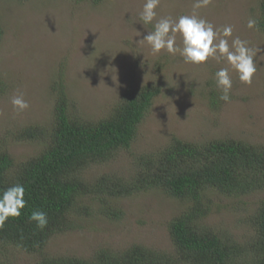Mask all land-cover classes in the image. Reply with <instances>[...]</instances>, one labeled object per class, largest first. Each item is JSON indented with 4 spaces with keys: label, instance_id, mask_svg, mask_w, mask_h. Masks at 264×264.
Listing matches in <instances>:
<instances>
[{
    "label": "rangeland",
    "instance_id": "obj_1",
    "mask_svg": "<svg viewBox=\"0 0 264 264\" xmlns=\"http://www.w3.org/2000/svg\"><path fill=\"white\" fill-rule=\"evenodd\" d=\"M194 0H161L157 17L144 25V0H0V145L21 163L40 153L44 141L16 142L13 134L25 126L50 129L55 101L66 98L67 112L84 121L105 118L127 91L157 88L148 112L128 150L82 172L87 182L101 175L127 179L136 159L156 153L174 138L201 143L235 140L264 147V26L262 0H213L198 14L217 28L232 25L233 36L262 49L255 58L251 85L232 72L230 100L219 99L214 74L226 66L209 60L203 66L185 64L179 54L163 50L153 55L147 32L161 17L173 19L192 12ZM249 18L257 29L247 28ZM138 32L141 34L138 36ZM177 45L182 46L179 36ZM55 86L54 90H51ZM23 94L29 108L13 110L11 99ZM207 215L200 221L215 233L240 245L254 236L253 218L264 200V188L234 197L208 193ZM100 198L81 199L89 215L76 218L74 229L52 236L42 252L60 257L90 258L99 250L122 251L144 246L172 253L168 224L188 203L168 197L160 189L135 192L109 201L118 219L99 212ZM40 254L0 244V264H37Z\"/></svg>",
    "mask_w": 264,
    "mask_h": 264
},
{
    "label": "trees",
    "instance_id": "obj_2",
    "mask_svg": "<svg viewBox=\"0 0 264 264\" xmlns=\"http://www.w3.org/2000/svg\"><path fill=\"white\" fill-rule=\"evenodd\" d=\"M90 1L95 4L101 0ZM259 21L263 27L264 0ZM157 94V88L148 86L127 91L110 113L96 122L68 113L69 103L61 95L54 103L50 129L30 124L14 133L16 142L42 140L46 145L38 155L21 163L0 149V190L22 184L27 202L20 217H10L0 229V244L40 254L37 264H264V200L253 218L255 233L248 245H240L200 222L209 211V192L240 197L264 188L263 146L235 140L191 143L174 138L158 152L138 157L135 171L127 179L101 175L87 182L82 177L91 165L129 149ZM148 189H160L168 197L188 203L168 224L172 253L141 245L122 251L102 249L87 259L42 253L52 236L74 229L76 218L90 214L82 198H100L99 212L114 220L120 211L103 199ZM34 210L47 214L48 225L43 230L29 220Z\"/></svg>",
    "mask_w": 264,
    "mask_h": 264
},
{
    "label": "clouds",
    "instance_id": "obj_3",
    "mask_svg": "<svg viewBox=\"0 0 264 264\" xmlns=\"http://www.w3.org/2000/svg\"><path fill=\"white\" fill-rule=\"evenodd\" d=\"M213 0H194L192 12L173 19L161 17L154 24V30L147 32L141 42H146L153 55L162 50L170 56L179 54L185 64L203 66L207 61L224 62L226 66L219 68L215 74V86L220 91L219 99L228 102L233 86L232 72L240 83L251 85L257 72L255 58L262 51L260 47H250L249 42L233 36L232 25L217 28L213 23L201 17L198 10L207 8ZM161 0H144L140 20L144 25L150 24L157 17L156 9ZM257 20L249 18L247 28L257 29ZM258 30V29H257ZM141 34L138 32V36ZM177 36L182 46L177 45ZM13 110L21 113L29 108L23 94L11 99ZM25 188L22 184H14L0 190V229L6 221L18 218L26 206ZM29 220L35 222L37 229L43 230L48 225L47 214L42 210H34Z\"/></svg>",
    "mask_w": 264,
    "mask_h": 264
}]
</instances>
